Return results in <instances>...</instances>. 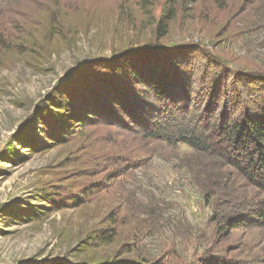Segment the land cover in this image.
Segmentation results:
<instances>
[{
  "label": "rangeland",
  "instance_id": "rangeland-1",
  "mask_svg": "<svg viewBox=\"0 0 264 264\" xmlns=\"http://www.w3.org/2000/svg\"><path fill=\"white\" fill-rule=\"evenodd\" d=\"M221 5L180 8L160 39L161 0H0V264H264V192L187 144L145 138L130 112L147 120L158 99L121 92L143 62L120 57L157 48L183 62L198 114L212 81L217 116L232 91L263 90L264 0ZM87 105L93 121L77 126Z\"/></svg>",
  "mask_w": 264,
  "mask_h": 264
},
{
  "label": "trees",
  "instance_id": "trees-1",
  "mask_svg": "<svg viewBox=\"0 0 264 264\" xmlns=\"http://www.w3.org/2000/svg\"><path fill=\"white\" fill-rule=\"evenodd\" d=\"M196 1L161 0L158 37L161 39L167 35L166 22L172 21L180 8ZM210 1L219 7L222 6L223 0ZM161 50L163 49H141L133 54H124L120 57L133 55L142 59L143 62L140 65L141 70L136 63L135 66H132L131 75L124 86L125 89L121 90L124 96L123 101L131 94L127 95L126 90L133 91L135 86L146 95L148 93L146 90L150 89L159 101L157 107L147 105V107L141 108L143 115H147V120L139 118L137 107L134 112H130V121L135 131L140 129L142 135L147 139H159L170 144H187L203 153L201 155L218 159L222 163L233 166L236 171L242 173L249 185L264 192V88L257 91L259 93L252 94L232 91L229 99L235 104L224 103L222 111L217 116L215 113L225 94L219 92L220 83L216 80L212 81L205 85L207 94L204 101L207 103L201 114H198V103L195 105L196 100L193 93L181 78L183 70H185L183 62L178 64L176 60L167 62V58L157 59L156 56ZM203 66L210 69V72L202 74L208 78L216 79L215 73L211 72L212 68L207 64ZM215 72L218 73L216 70ZM242 78L241 76L236 83L240 81L242 84ZM184 80L186 79L184 78ZM261 82L264 85V79ZM244 83L246 82L244 81ZM110 103L113 104V101ZM174 110L176 112L173 114ZM92 114L91 107L87 105V107L80 108L76 114H72L70 118L71 121L75 120L77 126L86 127L88 124L86 121H93L92 117L89 120L86 117ZM114 114V110L106 112V117H110L108 121L113 122L112 125L117 128L122 127L120 118H112ZM81 116L84 117L81 119ZM64 130L66 133H70L66 128ZM243 217L244 215L230 218L227 224L236 225ZM255 222L264 226V212H259L255 216ZM111 231V233L100 235L107 244L112 243L116 236V231Z\"/></svg>",
  "mask_w": 264,
  "mask_h": 264
}]
</instances>
